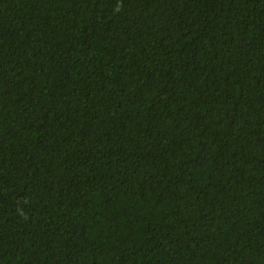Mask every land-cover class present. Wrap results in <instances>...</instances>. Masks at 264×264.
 I'll return each mask as SVG.
<instances>
[{"label":"trees","instance_id":"trees-1","mask_svg":"<svg viewBox=\"0 0 264 264\" xmlns=\"http://www.w3.org/2000/svg\"><path fill=\"white\" fill-rule=\"evenodd\" d=\"M0 264H264V0H0Z\"/></svg>","mask_w":264,"mask_h":264}]
</instances>
